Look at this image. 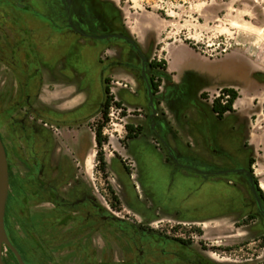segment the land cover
Segmentation results:
<instances>
[{"label": "rangeland", "instance_id": "rangeland-1", "mask_svg": "<svg viewBox=\"0 0 264 264\" xmlns=\"http://www.w3.org/2000/svg\"><path fill=\"white\" fill-rule=\"evenodd\" d=\"M96 1L107 5L109 18L124 28L148 58L168 63L167 54L163 50L165 44L174 41L186 44L185 41H188L199 49L196 51L186 44L198 57L203 58V61L191 57L186 52H173L175 60H186L188 64L214 74L217 77L216 84L220 87L243 88L244 101L251 104L246 106V122L250 125V135L255 149L249 152L251 156L256 157L253 160L255 163L253 171L263 186L264 128L259 123L262 121L261 123L264 124V0ZM116 47L112 48L109 54H104L105 58L116 59L117 50L121 48ZM153 78L159 79L155 75ZM114 81L125 82L119 77ZM12 87L17 90L14 78L6 66L0 64V111L5 107L4 102L9 97ZM143 88L142 84H137V89L143 90ZM202 88L199 83L193 88L192 94L195 99L199 98V91ZM219 95V92L215 96L207 94L204 101L213 102ZM254 101L259 106L252 105ZM149 113L148 107L141 112L138 108L131 111L134 118ZM126 115H128L127 111ZM123 117L121 112L120 119L116 122L125 125L121 122ZM233 122V118L221 122L213 121L216 140H220L221 143L229 142L228 135L233 130ZM115 128L121 129L118 126L108 125L106 132L113 134ZM3 137L11 167L6 213L10 240L18 247L26 264H79L80 261L76 262L73 258L75 255L72 253L74 248L69 241L71 228L68 220L63 222L65 225H59V210L54 205L57 201H52L49 195L50 188L47 184L44 186L38 179L39 172L30 161L28 151L19 144L18 137H14L19 144L18 147L12 145L11 138L4 131ZM125 137L126 134L121 141H124ZM143 141L139 142L143 143ZM231 142L232 147L238 149L240 137L238 135L232 137ZM113 143L118 144V140L114 139ZM122 161L127 172L132 173V163L129 160ZM114 169H122L121 164L115 162ZM146 182V176L142 173L137 181L140 189V193L137 194L142 196L140 201L144 208L159 212L162 210H159L158 206L165 210L179 208L182 213H192L191 209L194 207L192 205L196 202L195 199H198L195 197L198 193L192 195L188 193L185 199L171 196L165 199L159 194L154 203L149 199V184ZM89 185L94 198L104 209H112L108 188L115 190L124 201H121L118 208L112 210L120 212L121 216L133 218V198H136V194L131 186L128 187L120 179L112 178L109 173L107 178L103 175L101 178L95 177L92 182L90 180ZM174 188L175 186H168L166 194H171ZM64 193L67 196L68 193L66 191ZM185 204L188 206L186 207ZM177 205L184 207L180 208ZM158 220L165 221L159 225H167L173 237L186 238L193 242L196 248H203L216 260L227 259L224 261L226 264H251L246 260L253 259L255 264H264V232L240 227L241 224H236L234 217L195 222L160 215L156 221ZM178 227H183L184 230L179 231ZM94 238L93 246L101 260L104 241L100 235ZM4 261L6 264H18L17 259H13L7 248L4 252ZM93 264L100 263L93 260Z\"/></svg>", "mask_w": 264, "mask_h": 264}, {"label": "flooded vegetation", "instance_id": "flooded-vegetation-1", "mask_svg": "<svg viewBox=\"0 0 264 264\" xmlns=\"http://www.w3.org/2000/svg\"><path fill=\"white\" fill-rule=\"evenodd\" d=\"M107 8V5L96 0H0V64H4L10 71L17 86L15 104L11 102V90L4 102L5 107L0 111V137L4 146L3 131L10 121L15 123L17 130L15 135L11 131L6 135L11 138L12 145L24 146L30 161L37 167L38 179L50 188L52 201H57L53 204L59 210V225H65V220L70 225L69 241L74 248L73 258L76 262L79 260V264H93V260L100 264H226L224 261L227 259L216 260L203 248H196L186 238L173 237L167 225H159L165 221L156 219L163 215L198 222L234 217L236 224H241L240 227L264 232V185L255 177V163L250 152L242 147L241 139L233 155L220 151L221 162L214 167L184 165L175 160L170 148H166L176 165L175 169L193 171L204 181L201 188L205 198L188 214L161 207L158 209L162 212L144 208L140 201L141 196L136 192V185L131 184L136 194L132 207L134 216H121L113 208L110 210L100 206L92 194L91 186L78 182L72 166L63 168L58 161L51 166L50 161H46L50 143L35 128L36 123L43 117L31 104L32 100L38 98V94L29 89L31 80H35L39 86L44 84L40 59L43 51L53 54L62 40L69 45L74 38L94 43L93 47L101 55L99 78L105 101V90L107 87L111 89L114 83L112 69L122 68L132 72L137 84H142L143 87V69L150 82L153 75H156L153 67L155 59L148 58L143 52L144 63L126 41L117 37L106 38L110 35L131 37L120 24L109 18ZM116 46L121 47L117 50L116 59L105 58L104 54L111 48H117ZM8 102L9 107L6 106ZM241 105L242 101L236 104L238 108ZM148 109L150 117L152 110L150 107ZM14 111H23V118L14 121ZM31 115L32 124L29 126L27 120ZM153 119L151 127L156 123ZM44 127L52 130L56 126L44 124ZM153 132L156 136L160 135L159 130ZM14 137L19 138V144ZM209 144L212 152L218 155L213 143L210 141ZM91 159L88 161L89 166ZM168 186H173V182H169ZM64 191L68 193L67 196ZM177 229L184 230L183 227ZM6 230L8 233L7 219ZM97 235L104 241L101 260L93 246L94 237ZM246 261L255 264L253 259Z\"/></svg>", "mask_w": 264, "mask_h": 264}, {"label": "crops", "instance_id": "crops-1", "mask_svg": "<svg viewBox=\"0 0 264 264\" xmlns=\"http://www.w3.org/2000/svg\"><path fill=\"white\" fill-rule=\"evenodd\" d=\"M70 42L66 45L62 40L53 54L48 51L40 54L44 84L39 86L35 80L30 81L29 89L38 94V98L32 100L31 104L43 117L36 123L35 128L43 133L50 143L46 161H50L51 166L56 161L63 168L72 166L78 182L89 184L95 177H102L96 165L95 133L98 124L103 121L101 110L105 103L99 78L101 55L96 52L91 41L74 38ZM163 50L167 54L168 70L163 76L160 93L153 96L158 111L154 119L149 117V114H140L136 118L131 115L132 109L138 108L141 112L149 107L145 87L143 90L137 89V80L132 72L122 68L112 69L114 80L119 77L125 81H114L111 91L116 101L127 109L128 116L121 120L125 125L117 123L121 129H113V134L106 133L109 138V143L105 146L108 173L112 178L122 180L128 187L135 184L137 193H140L137 181L143 173L147 179L146 183L149 184V199L154 203L159 194L165 199H168V196L185 199L188 193H198L195 196L198 199H195L196 202L192 205L196 207L202 201L199 199H204V191L201 188L204 181L193 171L175 169L176 165L166 148L172 150L176 161L195 167H214L220 164V151L233 155L235 148L232 147L231 139L237 135L241 139L242 147L252 152L255 147L252 144L250 125L246 122V106L251 104L245 103L243 88L234 86L240 89L241 97L235 103V112L227 114L223 120L233 118V130L228 135L229 142L221 143L216 140L213 121L221 120L212 109L213 102L205 103L201 95L207 93L215 96L224 87L216 84L217 77L214 74L192 66L186 60L173 58V52H186L191 57L203 61V58L198 57L183 42L166 43ZM198 83L203 88L199 91V98L195 99L192 93ZM15 91L12 87V104L17 100ZM238 101H242L239 110L236 106ZM255 103L256 101L252 105L259 106ZM9 105L8 102L6 106ZM12 114L13 120L17 121L23 118L24 113L14 111ZM32 117L31 115L27 120L29 126L32 124ZM152 119L156 122L153 127ZM261 122L259 125L264 128ZM44 124H54L56 127L50 130L45 128ZM127 125L141 126L144 131L138 138L123 145L121 140L127 135ZM16 130L15 123L10 121L4 129L7 135L9 131L15 135ZM155 130L160 131L159 136L155 135ZM114 139L118 140V144L113 143ZM141 140H144L143 143L139 142ZM210 141L218 155L210 149ZM89 158H92L91 166L88 165ZM252 158L256 159L253 155ZM122 160L132 163V173L127 172ZM115 162H119L122 169L115 170ZM169 182H173L175 188L168 195L166 193ZM118 196L123 202V197L119 194ZM181 206L177 205L182 208Z\"/></svg>", "mask_w": 264, "mask_h": 264}, {"label": "trees", "instance_id": "trees-1", "mask_svg": "<svg viewBox=\"0 0 264 264\" xmlns=\"http://www.w3.org/2000/svg\"><path fill=\"white\" fill-rule=\"evenodd\" d=\"M185 43L188 44L192 49L196 51L199 50L197 47L193 46L188 41H185ZM153 67L156 70L155 76L159 77V79L157 80L153 78L151 82L153 96H155L158 93H160V89L163 85V76L165 72L168 70V63L167 61L158 62L157 59H155L153 63ZM105 92H106L107 98L104 103L103 109L101 110L103 121L100 124H98L95 133H96V143H97V155H96L97 170L103 175L104 178H107L108 177V162L106 159L105 146L109 143V138L108 136L104 134V130L107 127V123L109 122L110 108L112 104H114L116 107L122 109L123 110L122 116H126V109L123 108L122 103L115 101V96L113 95L110 87H107ZM219 93L220 95L218 97H215V99L213 100L212 109L219 120H224L227 114L235 112V103L241 97V94L239 90H237L236 88H232V87H229V88L225 87L221 89ZM206 96H207V93H203L201 95L202 99H206ZM226 97L228 98L226 99ZM126 130H127V136L125 140L123 141L124 145H127L128 140L138 138L140 135H142L144 128L141 126L135 127L133 125H127ZM125 169L127 170L126 167ZM10 173H11V167H10ZM108 191L111 196L112 208H118L119 205L121 204V200L119 196L117 195L115 190H113L112 188H108ZM13 245L18 249V247L14 243ZM9 252L11 253L13 259H16L13 253L11 251Z\"/></svg>", "mask_w": 264, "mask_h": 264}, {"label": "water", "instance_id": "water-1", "mask_svg": "<svg viewBox=\"0 0 264 264\" xmlns=\"http://www.w3.org/2000/svg\"><path fill=\"white\" fill-rule=\"evenodd\" d=\"M109 37H117L121 40L126 41L131 45L132 49L142 58L145 63V56L141 47L127 35H110ZM95 38V37H94ZM143 77L145 79V92L148 100V106L152 110L151 118L157 115L158 111L155 108L153 100V91L151 82L147 79L145 71L143 69ZM10 191V166L8 161V156L4 143L0 137V264H5L4 262V252L6 248L13 253L19 264H26L19 250L11 242L7 230H6V210L7 202Z\"/></svg>", "mask_w": 264, "mask_h": 264}, {"label": "built area", "instance_id": "built-area-1", "mask_svg": "<svg viewBox=\"0 0 264 264\" xmlns=\"http://www.w3.org/2000/svg\"><path fill=\"white\" fill-rule=\"evenodd\" d=\"M226 98H228V97H226ZM121 112H122V109L117 108L114 104H112V106L110 108V112H109V122L107 123V126L111 125L113 127H116L117 126L116 121L120 119ZM53 129H55V128H53ZM106 131H107V127L104 130L105 135L107 133Z\"/></svg>", "mask_w": 264, "mask_h": 264}]
</instances>
